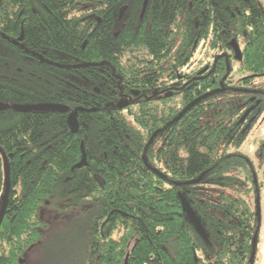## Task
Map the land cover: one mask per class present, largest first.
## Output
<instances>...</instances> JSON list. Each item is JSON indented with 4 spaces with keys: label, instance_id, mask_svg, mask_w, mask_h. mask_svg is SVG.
Segmentation results:
<instances>
[{
    "label": "trees",
    "instance_id": "obj_1",
    "mask_svg": "<svg viewBox=\"0 0 264 264\" xmlns=\"http://www.w3.org/2000/svg\"><path fill=\"white\" fill-rule=\"evenodd\" d=\"M191 1L196 6L202 0ZM207 1L210 6L240 10L247 5L244 0ZM143 2L0 0V209L6 189L2 152L8 157L11 181L0 227V264H28V252L47 238L43 211L53 201L60 204V211L80 208L89 214L81 263L76 264H125L128 254V264H165V260L178 264V253L171 254L172 260L155 250L179 247L182 242L190 249L197 240L205 242L194 236L188 219L177 214L178 189L161 190L166 183L161 175L167 172L171 181H187L210 167L209 156L198 152V148L208 153L213 148L209 125L195 141L183 140L179 127L185 108L210 89L211 81L163 99V84L177 76L161 78L154 71L146 75L150 66L134 56L147 46L159 54L165 39L159 27L149 36L144 24L135 30L136 10L140 11ZM123 5H129L128 19L118 31L116 13ZM169 5L187 7L188 1L173 0ZM256 13L249 19L237 17L236 12L234 20L235 39L241 44L243 39L247 42L244 28H251L250 42L244 45L245 61L239 63L240 69L251 73L264 71V22ZM218 46L211 45L213 49ZM182 66L178 62L177 67ZM102 71L104 75H94ZM135 90L141 91L142 101L122 108V101ZM175 99L181 102L168 104ZM212 102L209 98L189 107L185 113L188 130L196 128L193 121L209 117ZM48 105H64L67 112L38 110ZM217 109L225 117L221 105ZM71 114L81 125L77 133L68 124ZM167 120L173 124L172 148L164 145L161 134L149 144ZM181 149L189 159L177 157ZM83 150L87 164L79 169ZM240 193L242 198L244 192ZM116 209L127 216L111 215ZM53 216L48 219L52 221ZM227 227L223 223L221 231L215 229L221 249L218 264L226 261L231 247L228 233L234 229ZM251 242L252 237L250 248ZM185 254L192 257L190 251Z\"/></svg>",
    "mask_w": 264,
    "mask_h": 264
},
{
    "label": "flooded vegetation",
    "instance_id": "obj_2",
    "mask_svg": "<svg viewBox=\"0 0 264 264\" xmlns=\"http://www.w3.org/2000/svg\"><path fill=\"white\" fill-rule=\"evenodd\" d=\"M170 1L173 0H144L140 11L136 10L134 19L136 23L133 25L136 27L135 30L144 24L149 36L154 27H159V32L165 39L159 54H153L151 49H139L135 51L134 56L136 61H146L150 66V71L146 72V75L152 76L154 71L161 78L169 79L177 76L176 80L163 84V99L167 98L169 94H171L169 98H173L176 94L184 93L187 89L195 86L200 87L202 83L211 81L210 89L202 96L194 99L193 104H189L181 114L179 131L183 140L191 138L195 141L198 136L204 135L201 131L207 130L206 126L209 125L211 137L214 138V145L209 153L202 152L203 149L197 147L200 154L209 156L211 163L210 167L195 179L176 182L167 177V172L161 175L166 180L161 190L178 189L177 214L182 220L187 218L190 225L195 229L194 236H200L205 242L201 241L202 243H200L197 240V243L194 242V246H191L190 249L185 248L182 242L179 247L168 248L165 246L156 249L155 252L163 251L172 260L174 258L171 254L178 253V264H218V251L221 249L217 245L218 237L215 229L221 231L223 223H226L227 228L234 230L228 233L229 238H232L231 247L227 248L228 256L225 262L221 261V264H260L258 246L264 222V71L251 73L248 69H242L240 79L234 80L236 73L234 64L237 62L244 63V45L248 44L251 39V28L249 27L244 28L243 31L247 42L243 39L241 44L235 39L237 33L235 32L234 20L236 12L237 17L244 15L253 19L257 16L256 12L258 11L259 18L264 22V6L261 0H244L247 5L241 10L233 7L210 6L207 0L198 2L196 6L193 1L187 0V7L170 6ZM180 1L185 2V0ZM206 1L207 5H204ZM136 5L138 7V2ZM233 40H237L240 46L241 61L236 59L235 50L231 47ZM224 42L227 46L225 48ZM213 44H219V46L213 50L211 47ZM209 47L213 51L212 54L202 53ZM200 51L201 54L199 55ZM178 62L183 63V66L178 68ZM170 63H173L171 67L168 65ZM161 64L164 65L161 66ZM94 75H104V71L95 72ZM152 98L148 97L150 101ZM209 98L213 101L209 117L205 115L206 118L193 121L196 128L188 130L185 127L186 111L192 105L202 104V101ZM142 99L141 91L135 90L131 96H128L127 100L122 101V104H125L123 108L130 104L140 103ZM218 105H221V113L225 117L219 115ZM127 122L131 123L129 119ZM172 126L173 124L167 120L161 129L152 134L149 144L154 143L158 134L164 137V145L171 144ZM80 127L81 125H79V129ZM191 132L194 135H191ZM257 134H259L258 138ZM217 140H221V143L217 142L216 144ZM252 146L254 149L251 148ZM170 148H172V144ZM251 150L253 151L250 152ZM177 157L182 160L189 159L183 149L178 151ZM144 161L148 165L146 157H144ZM234 183L243 187L242 192L246 196L254 194V199L235 198L228 194L229 184L233 188ZM203 191L205 196L202 194ZM206 191H209V194ZM258 196L261 209L260 227L257 216ZM183 199L187 201L200 220L205 236L197 230L189 219ZM113 213L127 216L117 209L113 210L111 215ZM208 232L211 235L210 240ZM257 233L256 252L252 261L253 241ZM180 234L183 239L184 231L182 230ZM236 237L239 239L235 240ZM250 237H252L251 248ZM236 242L239 245L234 246ZM186 251L191 252V258H187ZM128 258L129 254L125 264L126 261L128 263ZM154 259L155 256L152 255L151 260ZM158 259L164 260L161 255ZM163 263L166 264V260Z\"/></svg>",
    "mask_w": 264,
    "mask_h": 264
},
{
    "label": "rangeland",
    "instance_id": "obj_3",
    "mask_svg": "<svg viewBox=\"0 0 264 264\" xmlns=\"http://www.w3.org/2000/svg\"><path fill=\"white\" fill-rule=\"evenodd\" d=\"M262 5L264 6V0H261ZM124 8H121L116 13L117 25L116 28L118 31H121L127 24L129 5H123ZM133 13V12H132ZM115 28V31H116ZM205 46L203 47V49ZM202 49V50H203ZM213 49V48H212ZM201 50V51H202ZM214 50V49H213ZM201 51L199 55L201 54ZM212 50L206 48L202 53L212 54ZM239 62L234 64L236 73L234 75V80H239L242 76V68L240 69ZM168 98V97H167ZM181 102L179 99H175L174 103H168L169 105L179 104ZM182 107V105H179ZM259 134H257V138ZM251 145H253L251 143ZM254 149V146L251 147ZM251 150L250 152H252ZM227 176V174H225ZM243 187L240 184L234 183L233 188L231 184L228 187V194H231L235 198H239ZM209 194V191H206ZM202 194L205 196L204 191ZM5 195V194H4ZM254 199V194H245L242 198ZM246 198V199H247ZM3 205V203H2ZM57 202L53 201L44 209L43 217L44 221L47 224V238L43 243H40L32 250H30L26 257V262L28 264H76L81 263L79 260L81 256V246L84 244L82 236L85 235V226L87 225L89 214L86 213L83 209H73L70 211H60L58 210ZM253 207V205H251ZM2 208V207H1ZM1 210V209H0ZM45 215V216H44ZM52 221L48 219L49 216H52ZM263 222V221H262ZM261 240L258 246L260 253V264H264V222L261 229ZM262 262V263H261Z\"/></svg>",
    "mask_w": 264,
    "mask_h": 264
},
{
    "label": "water",
    "instance_id": "obj_4",
    "mask_svg": "<svg viewBox=\"0 0 264 264\" xmlns=\"http://www.w3.org/2000/svg\"><path fill=\"white\" fill-rule=\"evenodd\" d=\"M20 42H23L24 40V35L22 34V36L20 37ZM231 47L234 48L235 53H236V59L241 61L242 60V52L240 49V46L238 44V42L236 40H233V42L231 43ZM167 97H171V94L167 95ZM125 107V104H122V108ZM39 111L42 112H52V113H66L67 112V107L64 105H48V106H44V107H40L38 109ZM68 124L69 127L71 128L73 133H77L79 130V122L78 119L76 117V115L71 114L68 117ZM3 153V158H4V163H5V180H6V189H5V195L3 198V205L2 208L0 210V227L2 225V222L4 220V217L6 215V210L8 207V202H9V194H10V189H11V181H10V166H9V162H8V157L6 156V154L4 152ZM83 160L77 165V168H82L83 166H86V154L85 151L83 150ZM11 157V156H10ZM183 203H184V207H185V211L189 217V219L191 220V222L195 225V227L197 228V230L203 235L205 236V232L204 229L202 227V224L200 222V220L197 218L196 214L193 212V210L191 209V207L189 206V204L187 203V201H185L183 199ZM257 207H258V212H257V216H258V224L260 227L261 224V209H260V198L259 196L257 197ZM257 238H258V233L255 235L254 237V241H253V253H252V261L254 259V255L256 252V246H257ZM251 261V262H252ZM126 264L127 261H126Z\"/></svg>",
    "mask_w": 264,
    "mask_h": 264
},
{
    "label": "bare ground",
    "instance_id": "obj_5",
    "mask_svg": "<svg viewBox=\"0 0 264 264\" xmlns=\"http://www.w3.org/2000/svg\"><path fill=\"white\" fill-rule=\"evenodd\" d=\"M147 50H150L149 46L146 47Z\"/></svg>",
    "mask_w": 264,
    "mask_h": 264
}]
</instances>
